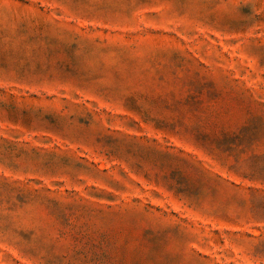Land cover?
Returning a JSON list of instances; mask_svg holds the SVG:
<instances>
[{
    "label": "rangeland",
    "instance_id": "1",
    "mask_svg": "<svg viewBox=\"0 0 264 264\" xmlns=\"http://www.w3.org/2000/svg\"><path fill=\"white\" fill-rule=\"evenodd\" d=\"M0 264H264V0H0Z\"/></svg>",
    "mask_w": 264,
    "mask_h": 264
}]
</instances>
